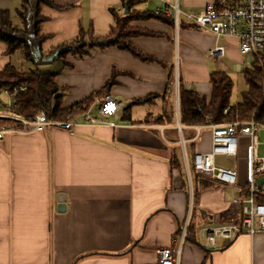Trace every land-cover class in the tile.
Here are the masks:
<instances>
[{
    "label": "crops",
    "instance_id": "1",
    "mask_svg": "<svg viewBox=\"0 0 264 264\" xmlns=\"http://www.w3.org/2000/svg\"><path fill=\"white\" fill-rule=\"evenodd\" d=\"M49 1L53 5L39 6L47 18L40 32L46 38L39 47L40 58L33 55L34 62L54 64L63 62L58 56L47 60L52 52L73 40L80 29L93 26L97 36L107 35L114 26L111 10L121 3ZM196 1L186 0L183 8ZM211 1L200 0L201 10ZM167 2L180 8L179 0ZM18 5L21 1L0 0V10L10 14ZM162 6L160 0H147L138 9L155 12ZM171 16L174 25L156 20L132 23L163 35L135 38L133 44L165 66L108 48L92 49L84 57L66 56L69 66L53 72L64 88L66 107L85 100L112 78L109 94L122 99L126 107L131 105L136 124L122 123L119 117L112 119L116 128L80 125L73 131L7 133L0 139V264H158L159 250L178 246V264H257L251 246L264 234L240 235L214 250L199 236V245L186 241L190 221L195 228L211 223L240 196L245 149L241 147L238 163L227 158L236 166L226 168L239 170L238 186L191 171L193 155L211 151V130L181 124L179 80L209 99L210 74L240 67L242 58L235 39L221 38L218 43L227 48V56L222 62L213 61L208 50L216 43L214 36L191 26L180 28V21L189 22ZM229 56L236 61L227 63ZM205 57L214 66L210 68ZM170 66L174 67L171 97L164 95ZM154 95L160 96L144 103ZM171 104L172 125H147L149 115H162ZM175 159L181 170L172 168ZM228 189L236 192L234 197L225 198Z\"/></svg>",
    "mask_w": 264,
    "mask_h": 264
},
{
    "label": "trees",
    "instance_id": "2",
    "mask_svg": "<svg viewBox=\"0 0 264 264\" xmlns=\"http://www.w3.org/2000/svg\"><path fill=\"white\" fill-rule=\"evenodd\" d=\"M21 7L17 10L20 25H16L8 10H0V44L3 45L2 55L11 57L18 51H25L29 60L34 61L32 48L34 45L40 47L45 36L41 35V26L47 20L41 15L40 5H53L49 0H36L32 26L28 18V11L32 7L31 0H20ZM143 0L124 1V9H128V14H116L111 10L114 26L110 32L103 36L95 34L93 26L88 30L80 29L79 34L71 41L57 47L52 54L59 52L58 58L69 66L65 60L66 56L84 57L90 54L92 49L105 50L117 48L126 51L134 57L147 62L157 63L165 66L158 60L144 54L133 44V40L139 37H163L159 33H154L146 29H140L132 25L135 21L156 20L168 25H174V17L165 14H155L154 12L140 11L138 7L144 4ZM125 12V10H124ZM196 26L180 21L179 27ZM198 29V28H197ZM31 38V40H30ZM174 67H169L168 81L164 95H171L174 92ZM246 90L241 93V100L235 105H231L230 99L234 87L231 76L225 71H215L210 74V84L212 92L209 99L201 97L194 90L184 87L182 80H179V100L181 124L185 127L224 125L231 123H246L251 119L264 126V54L260 60L252 61L249 68L242 72ZM27 84L25 93H21L17 99V108L10 113L24 118L28 121L34 120L37 115L44 113L50 121L71 122L80 119L89 109L96 97L103 98L109 94L113 85L110 78L105 85L97 92L90 95L83 101L72 106H64L65 91L57 82V74L45 73L39 69H19L11 63H7L0 70V88L11 89L15 85ZM154 95L147 97L144 103L151 98L159 97ZM175 109L171 104L164 114L158 116L149 115L147 125H172L174 123ZM150 118V119H149ZM122 123L136 124L132 120L131 105L126 107L120 116ZM14 125L19 128L22 125L13 120L0 118V127ZM194 156V155H193ZM193 159V157H192ZM172 168L181 170L179 162L175 159ZM191 171L197 173L191 163ZM199 245L195 237V225L189 222L186 229V241ZM230 244V243H229Z\"/></svg>",
    "mask_w": 264,
    "mask_h": 264
},
{
    "label": "built area",
    "instance_id": "3",
    "mask_svg": "<svg viewBox=\"0 0 264 264\" xmlns=\"http://www.w3.org/2000/svg\"><path fill=\"white\" fill-rule=\"evenodd\" d=\"M114 12L124 13L123 2ZM147 1V0H143ZM164 6L155 10V14L166 16H183L189 23L211 33L216 43L208 50L213 61L222 62L227 56V48L218 43L221 38H233L237 41L239 51L244 56L250 55L253 60H260L264 54V0H212L199 13H188L172 5L167 0H160ZM246 68L251 63L245 64ZM27 84L15 85L11 89L0 88V118L13 120L22 125L0 127V139L7 133L43 132L51 128L73 131L80 125L92 127L116 128L118 124L112 119L119 118L126 108L125 102L107 94L96 97L88 111L79 122L50 121L44 113L28 121L10 113L17 108V99L25 93ZM211 151L196 153L192 159L194 170L205 179L219 182L229 187L239 185V170L216 165L218 158H231L239 162L241 147L245 149L246 182L238 198L229 202V209L224 215L216 216L208 224L199 228V238L209 249H218L221 244H228L240 235L254 236L264 234V184L258 180L264 177V157L258 155V134L261 124L251 119L246 123L212 125ZM181 247L161 249L157 252L158 264H178Z\"/></svg>",
    "mask_w": 264,
    "mask_h": 264
},
{
    "label": "rangeland",
    "instance_id": "4",
    "mask_svg": "<svg viewBox=\"0 0 264 264\" xmlns=\"http://www.w3.org/2000/svg\"><path fill=\"white\" fill-rule=\"evenodd\" d=\"M16 1L20 2V0H16ZM31 1H32V7H30V10L28 11L30 28L33 25L32 22H33V16H34L33 14H34V9H35V6L33 4L34 1L33 0H31ZM199 3H200V0H197L195 5L189 6L187 8H183V6L186 4V0H179L180 8L182 10H186L188 12L199 13L201 11V8L199 7ZM18 8H20V5H18ZM10 10H11V17H12L13 22L19 26L21 21L17 15V10L13 7ZM30 40H31V38H30ZM36 48H37V45H34L32 48V55L34 54ZM2 50H4V48H3V45L0 44V70L7 63H11L16 68H19V69H39L40 71L45 72V73L59 72V70L60 69L62 70L64 67L63 61H62L63 64H54L52 62H34L32 60H29L26 56L25 51H18L15 54H13L10 58L5 57L2 55ZM33 57H34V55H33ZM240 57L242 58V61H241L242 64L240 67H238V65H236V67H233V68L229 67L230 69H227V68L223 69L226 71V73H228L231 76L233 83H234V87H233V91H232V95H231V99H230L231 105H235L238 102H240L241 93L246 90V85H245V81H244L242 72L246 68L245 64L246 63H252V60H253L252 56H250V55L244 56L243 54L240 53ZM205 60L208 63V66L210 68L212 66H214L212 60L210 61L207 57H205ZM234 61H236V60H234L231 56H229L226 60L227 63L234 62ZM58 67H59V69H58ZM258 142H259V144H258V155H259V157H264V126L260 128V132L258 134ZM219 159L220 160L218 161V163L221 166H225V167H230V166H234V165L236 166L234 160H230L227 158H224V159L219 158ZM243 163L245 164V161ZM244 167L245 166L243 164H241L240 168L242 171H240V174L243 177V181L246 182V171H244ZM200 178L202 180H205L202 177H200ZM227 192L228 193L225 195V198L234 197V195L236 194V192L234 190H231V189H228ZM198 236H200L199 227L196 226L195 237L197 240H198ZM251 247H252V253H253V260H255L257 264H264V235L257 236L256 239L252 242Z\"/></svg>",
    "mask_w": 264,
    "mask_h": 264
},
{
    "label": "water",
    "instance_id": "5",
    "mask_svg": "<svg viewBox=\"0 0 264 264\" xmlns=\"http://www.w3.org/2000/svg\"><path fill=\"white\" fill-rule=\"evenodd\" d=\"M124 13H125V14H128V9H127V8L125 9V12H124ZM34 54L36 55L37 58H40V54H41V53H40V48H39V46H37V48H36ZM58 55H59V52L55 53L52 57H49L47 60H53V59L56 58ZM263 184H264V177L258 180V185H263Z\"/></svg>",
    "mask_w": 264,
    "mask_h": 264
}]
</instances>
